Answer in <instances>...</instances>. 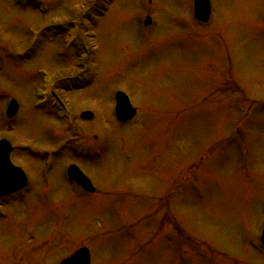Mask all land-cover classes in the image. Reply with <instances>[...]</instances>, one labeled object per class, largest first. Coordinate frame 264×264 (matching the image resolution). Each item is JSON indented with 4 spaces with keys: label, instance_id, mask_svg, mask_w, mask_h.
<instances>
[{
    "label": "rangeland",
    "instance_id": "1",
    "mask_svg": "<svg viewBox=\"0 0 264 264\" xmlns=\"http://www.w3.org/2000/svg\"><path fill=\"white\" fill-rule=\"evenodd\" d=\"M209 2L201 24L193 0H0V138L30 173L53 165L2 204L28 231L3 216L0 264H57L81 246L91 264H264V0ZM117 91L137 111L128 123ZM69 164L95 195L68 186Z\"/></svg>",
    "mask_w": 264,
    "mask_h": 264
},
{
    "label": "water",
    "instance_id": "2",
    "mask_svg": "<svg viewBox=\"0 0 264 264\" xmlns=\"http://www.w3.org/2000/svg\"><path fill=\"white\" fill-rule=\"evenodd\" d=\"M210 15V3L208 0H194V17L200 22H207ZM149 21H147L148 23ZM17 109V104L12 101L7 109V116L12 117ZM116 118L125 122L135 115V110L132 109L128 98L121 92L116 94V106L114 109ZM82 118L90 120L93 116L91 113H84ZM11 146L6 140H0V172H5V175L0 174V194H7L13 190L22 187L25 184V177L20 173L18 168H12L9 162V153ZM10 165V166H9ZM14 174V175H13ZM68 174L79 186L84 190L92 191L89 180L84 177L80 171L72 166L68 169ZM12 175V176H11ZM264 238V233H263ZM89 252L86 248L77 250L72 256L64 259L60 264H89Z\"/></svg>",
    "mask_w": 264,
    "mask_h": 264
},
{
    "label": "flooded vegetation",
    "instance_id": "3",
    "mask_svg": "<svg viewBox=\"0 0 264 264\" xmlns=\"http://www.w3.org/2000/svg\"><path fill=\"white\" fill-rule=\"evenodd\" d=\"M18 166V165H17ZM53 165H51V167H52ZM22 169H23V171L25 172V174H26V176H27V183H26V186H24L22 189H20V190H18V191H16V192H14V193H12V194H9L7 197H3V198H0V206L2 207V209H3V206H2V204L4 203V202H10V200L12 201V200H24V199H26L27 197H29V194H30V192H31V190H32V187L34 186L36 189H38V190H40V186H39V183H40V185H44V184H47L48 182H49V175H48V172L50 171V169L49 170H46V169H41L40 170V166H36V165H34V167L32 168V170L34 171L35 169L37 170V173H36V177H34L33 178V175H31V173H33V171L30 173L26 168H24L23 166L21 167ZM47 172V173H46ZM46 173V174H45ZM41 177V178H40ZM63 177H64V180H65V177L66 176H64V173H63ZM66 182V181H65ZM67 183V182H66ZM70 183V182H69ZM35 184V185H34ZM68 184V183H67ZM72 184V183H71ZM68 185H70V184H68ZM73 185V184H72ZM73 186H75V185H73ZM70 188V187H69ZM75 189L76 190H80L81 192H82V190L81 189H79V188H77L76 186H75ZM36 198H37V200L40 202V199H42V198H46L45 197V195H41V197H40V191H38L37 193H36ZM79 198L80 199H83V196H79ZM5 208V207H4ZM2 214L4 215V216H6L7 214H8V217L6 218L7 220H10V221H12V222H14V223H17V221H16V219H14L13 218V216L11 217L10 216V212L8 213V211H7V209L4 211V210H2ZM12 218V219H11ZM0 220L1 221H4L5 219H4V217L3 218H0ZM13 225H11V227H12ZM17 230H19L20 232H24V231H26V233H27V231H28V229H27V227L25 226H18V223H17V227H16V230L15 231H17ZM18 231V232H19Z\"/></svg>",
    "mask_w": 264,
    "mask_h": 264
}]
</instances>
